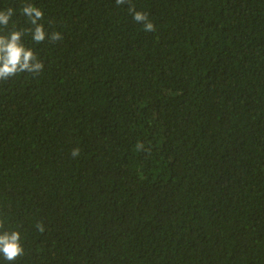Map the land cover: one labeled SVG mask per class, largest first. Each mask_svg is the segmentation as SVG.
<instances>
[{
  "label": "trees",
  "instance_id": "obj_1",
  "mask_svg": "<svg viewBox=\"0 0 264 264\" xmlns=\"http://www.w3.org/2000/svg\"><path fill=\"white\" fill-rule=\"evenodd\" d=\"M9 6L44 67L0 81V264H264V0Z\"/></svg>",
  "mask_w": 264,
  "mask_h": 264
},
{
  "label": "clouds",
  "instance_id": "obj_2",
  "mask_svg": "<svg viewBox=\"0 0 264 264\" xmlns=\"http://www.w3.org/2000/svg\"><path fill=\"white\" fill-rule=\"evenodd\" d=\"M127 0H116L117 5H123ZM134 21L141 23L145 31H154V24L149 21L147 14L136 11L134 7H129ZM31 27L27 30L35 43H42L46 38L52 42L62 39L59 32L53 31L50 34L44 29L40 21L43 19V12L31 3L25 4L21 9ZM14 15V9L9 6L0 10V26L7 27L10 19ZM25 33L19 30H11L7 35H0V81H7L19 73H29L33 76L43 71V63L40 61L32 49L27 48L22 37ZM138 149L142 145L137 146ZM72 154H78L74 149ZM39 231H43V225L37 224ZM0 254L7 261H15L24 254V249L20 242V233L18 231L0 232Z\"/></svg>",
  "mask_w": 264,
  "mask_h": 264
}]
</instances>
